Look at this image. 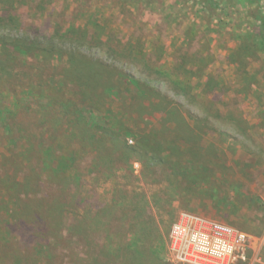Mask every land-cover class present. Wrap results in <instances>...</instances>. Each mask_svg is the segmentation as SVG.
Here are the masks:
<instances>
[{
	"label": "rangeland",
	"instance_id": "rangeland-1",
	"mask_svg": "<svg viewBox=\"0 0 264 264\" xmlns=\"http://www.w3.org/2000/svg\"><path fill=\"white\" fill-rule=\"evenodd\" d=\"M18 2L22 22L6 29L9 37L87 32L86 39L81 32L69 40L55 38L63 53L56 55L54 85L61 80L66 52L74 48L89 60L121 69L151 95L144 103L135 95L107 100L117 119L127 115L133 132L125 140L127 155L95 167V156L82 154L80 179L66 195L68 232L59 234L54 223L51 244L39 245V235L19 229L15 250L23 258L34 254L41 264H179L169 253V232L181 213H192L251 236L246 261L236 264H264V50L256 45L263 0ZM34 67L22 56L16 75ZM150 103L153 107L143 109ZM162 108H168L165 114ZM161 132L168 145L183 150L180 157L166 146L168 160H197L208 167L221 203L210 199L209 186L186 184L167 161H150L132 148L133 136ZM6 145L0 136V162L8 155ZM48 165L43 159L39 184L45 197H61L55 181L46 178ZM4 172L0 167V175Z\"/></svg>",
	"mask_w": 264,
	"mask_h": 264
},
{
	"label": "trees",
	"instance_id": "trees-1",
	"mask_svg": "<svg viewBox=\"0 0 264 264\" xmlns=\"http://www.w3.org/2000/svg\"><path fill=\"white\" fill-rule=\"evenodd\" d=\"M18 4V0H0V136L7 142L8 151L0 162V167L6 169L0 175V264L25 261L41 264L38 256V259L34 254L23 258L15 250L13 241L22 235L17 231H29V236L33 231L40 236L39 245L51 244L49 227L54 223L59 234L68 232L66 195L71 184L80 179L82 154L95 156L92 160L95 167L110 166L127 155L125 140L133 134L124 119L127 115L117 119L107 100L115 98L123 102L135 95L138 102L144 103L151 91L130 80L121 69L89 60L74 48L66 52L61 80L54 85L58 77L54 66L56 55L63 53L57 50L60 41L55 38L69 40L81 32L86 39L87 32L76 28L64 33L56 30L54 37L46 39L9 37L6 29L12 25L18 28L22 22ZM37 6L44 10L43 1ZM257 30L256 45L264 50V9ZM22 56L35 67L18 77L15 67ZM48 68L52 70L47 72ZM145 105L153 107L151 103L144 104L143 109ZM167 110L162 108L161 112L165 114ZM170 115L168 112L167 116ZM182 123L186 124L184 120ZM187 130L192 134L191 127ZM133 137L136 141L132 148L141 156L170 163L167 165L171 170L180 171L182 181L192 186H209L210 199L221 203L214 189L217 181L207 171L208 167L197 160L172 162L166 158V146L179 152L180 157L183 150L178 145H168L165 132ZM43 159L50 161L46 178L55 181L54 187L61 197L44 196L39 184ZM187 163L188 169L184 167ZM19 173L23 182L19 181ZM2 228L7 229L4 235Z\"/></svg>",
	"mask_w": 264,
	"mask_h": 264
},
{
	"label": "built area",
	"instance_id": "built-area-1",
	"mask_svg": "<svg viewBox=\"0 0 264 264\" xmlns=\"http://www.w3.org/2000/svg\"><path fill=\"white\" fill-rule=\"evenodd\" d=\"M250 237L222 222L181 213L169 232V253L179 264H236L246 261Z\"/></svg>",
	"mask_w": 264,
	"mask_h": 264
}]
</instances>
